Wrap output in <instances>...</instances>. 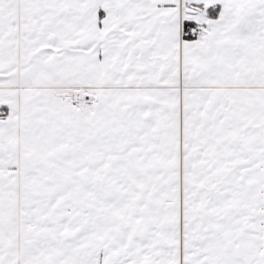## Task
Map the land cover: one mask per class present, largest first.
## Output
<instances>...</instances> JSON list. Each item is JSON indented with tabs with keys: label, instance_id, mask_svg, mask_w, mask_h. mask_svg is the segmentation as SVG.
Segmentation results:
<instances>
[{
	"label": "snow or ice",
	"instance_id": "6c2138e0",
	"mask_svg": "<svg viewBox=\"0 0 264 264\" xmlns=\"http://www.w3.org/2000/svg\"><path fill=\"white\" fill-rule=\"evenodd\" d=\"M0 264H264V0H0Z\"/></svg>",
	"mask_w": 264,
	"mask_h": 264
}]
</instances>
